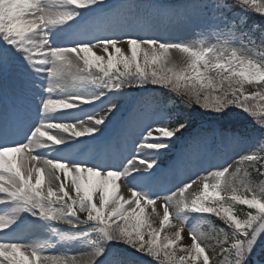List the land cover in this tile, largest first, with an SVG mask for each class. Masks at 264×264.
I'll list each match as a JSON object with an SVG mask.
<instances>
[{
  "label": "snow or ice",
  "instance_id": "snow-or-ice-1",
  "mask_svg": "<svg viewBox=\"0 0 264 264\" xmlns=\"http://www.w3.org/2000/svg\"><path fill=\"white\" fill-rule=\"evenodd\" d=\"M183 19L207 38L189 43L158 34L161 21ZM87 85L97 90L69 91ZM149 85L159 95L125 124V134L140 139L124 164L103 138L119 111L111 97ZM196 116L232 122L209 147ZM185 133L176 162L162 169L160 157ZM42 148L56 155H40ZM144 149L152 155L140 156ZM185 161L207 169L154 195L161 175L180 179L172 169ZM250 170L264 176V0H0V205L14 207L0 214V264H138L140 257L264 264V186L257 190ZM157 199L164 201L160 228L170 208L178 222L171 239L151 227ZM193 213L216 217L214 246L191 228L190 243L179 244ZM25 228L49 230L50 238L28 245L7 239ZM56 245L84 250L49 254Z\"/></svg>",
  "mask_w": 264,
  "mask_h": 264
},
{
  "label": "rangeland",
  "instance_id": "rangeland-1",
  "mask_svg": "<svg viewBox=\"0 0 264 264\" xmlns=\"http://www.w3.org/2000/svg\"><path fill=\"white\" fill-rule=\"evenodd\" d=\"M108 2L119 3V2H122V0H110ZM136 2L137 3L150 2V0H136ZM169 2L174 3V4H184V3H195L197 2V0H178V1L169 0ZM199 31L200 30L195 26V23L191 19H183V20L161 21L158 34L161 35L163 38L169 39V40L187 41L189 43H195L200 39L207 38L206 35L205 36L199 35L198 34ZM98 54L100 53L98 52ZM172 55L173 57L174 55L177 57V58L174 57V60L176 61V63H180L182 61L181 55L179 53L173 51ZM93 70L97 72L99 75H103L98 70L96 69H93ZM121 70H123L122 66H121ZM91 87H94V86L91 85ZM147 87H148V90L144 91L141 103L139 104L137 109L135 107V102L139 99L138 96L141 91L137 90L138 92H136L135 94H123V95L111 97L112 101L115 102L119 106V108L123 107L124 105L127 106L126 109L123 110L122 108L119 112L117 111L118 113L117 112L115 113L117 114L116 119L122 120L123 118H127V116L129 115L130 117L128 118V120L130 121L138 112H141L148 107L150 102L147 100V94L149 95V93H152V92L157 93V92L153 90L151 85ZM143 98H144V101H143ZM142 101H143V105H141ZM134 108L136 109L135 112H131V110H133ZM74 110L76 109H73L71 111H74ZM97 111L105 112L106 109L97 107ZM200 130L201 128H199L197 131H200ZM220 132L221 131L218 129L208 131V132H205V131L202 132L205 136L207 145L209 147L219 144V140H220L219 133ZM132 136L134 137L135 140L140 139L139 132H137L136 134H133ZM183 139L184 138L181 137L179 140H176L175 144L168 151L170 153H167L166 156L164 157H160L162 161L160 166H164V168L162 169H168L169 165H172L176 162L177 157H178L176 148L182 146ZM135 155H137L136 152L131 151L130 156L128 155L126 156L124 160L125 162L124 164H126L127 159H130L132 156H135ZM145 155L150 157L152 153L146 149ZM218 155H221V154H218ZM229 155H231V153H229ZM223 158L226 159L227 157H223ZM186 163L182 166L174 167L172 169L173 174L178 175L180 177L179 180L173 179L170 176L161 175L158 181V186L153 189V194L162 197L168 192L176 191V189L179 186H181L183 183H186L188 179L195 178L197 175H200L207 169V165H204L203 167H199V166H191L188 162ZM121 166H123V164ZM119 184H120L121 192H122L124 190V181L120 180ZM254 184L256 185L257 190H259L261 186H264V178H262V180L258 182L254 181ZM196 191H197V186L194 184V186H192L191 189L187 190V192L185 193V196L191 197L192 194ZM221 194L224 195V193H221ZM122 195H124L125 198H129L131 196V193L126 191ZM163 206H164V201L162 199H157L155 207L159 215L157 216L153 214L149 217V219H150L151 227L153 229H160L161 237L168 235L169 238L171 239L173 238L172 233L175 230L174 226L177 225L178 222L173 218V210L170 208L169 209V213H170L169 223L165 225L163 229L160 228V220H162L163 218ZM151 213H152V207L149 206L148 208L145 209V216L148 217L149 214ZM212 218H214L212 217V215H207V214H195V213L190 214L188 216V219L185 221L186 226L183 228L181 232L182 239L179 241V244L188 245L190 243L189 229L191 228V229H194L198 234L202 235L203 241L207 246L209 247L214 246L216 244V233L213 230L214 228L211 226ZM49 238H50V234L47 237H45V240H48ZM20 239L21 237L16 239V241H19V243H22ZM57 247H61L62 249H65L68 255L79 254L81 251L84 250L82 246L72 247V246L56 245L55 247L49 249L48 252L53 249H56ZM177 254L180 255V254H185V253L178 252ZM209 255L210 256L212 255L211 252H209ZM151 259H152L151 257H141L140 261H138V264H152ZM153 264H155V262H153Z\"/></svg>",
  "mask_w": 264,
  "mask_h": 264
},
{
  "label": "bare ground",
  "instance_id": "bare-ground-1",
  "mask_svg": "<svg viewBox=\"0 0 264 264\" xmlns=\"http://www.w3.org/2000/svg\"><path fill=\"white\" fill-rule=\"evenodd\" d=\"M108 1H110V0H108ZM174 57H176V56L174 55ZM92 72L96 76H102V75H99L97 72H95L93 69H92ZM96 90L97 89L95 87H91V85H87V86H85V88H70L69 89L70 92H83L86 95L91 94L92 92H94ZM138 91H137V89L136 90L135 89H126L125 90V94H135ZM105 102H107V99L105 100ZM96 103H97V107H99L100 102H96ZM125 106L126 105H124L123 107H120L119 108V111L122 108H123V110L126 109L127 106L126 107ZM84 107L91 108L92 106L91 105H85ZM76 111H78V110H74L73 112H76ZM104 113H105L104 111H97V115H103ZM52 115L54 117L59 118L61 114L59 112H57V113H53ZM116 116H117V114H115L111 118V123L109 124V126L107 128H104V130H103V132H104L103 138H104V140L106 142H108L110 144H115L127 156V153L129 152V149H128L129 146L127 145V142H126V139H125V134H124L125 133V124H126V122H124L121 125V130H123V129L124 130L121 132V137H120L119 136V133L116 134V129L114 128V126L118 122V119H116ZM65 119H66V122H75V118L74 117H67ZM85 122L86 123H91L89 121H85ZM54 131H59V130H54ZM61 134L62 135H69L67 133H61ZM81 139H86V138H81ZM144 152H145V150H142L139 153V155L140 156H146ZM38 153L40 155L46 156L47 158H53L56 155L54 152H51L49 149H43V148L42 149H39L38 150ZM119 157H120V160H121L124 157V155L121 154ZM135 163L139 164V160H136ZM141 167H143V165ZM60 175H61V179L63 180V173H60ZM121 181H124L123 178H121ZM58 183L59 182H57V184ZM124 183H125V181H124ZM44 187H45V190H46V187H47L46 183H45ZM125 192H126V189H124L121 193L124 194ZM13 210H14V207H9V208L5 209L3 205H0V214H3L4 211L11 212ZM84 215L85 214H81L82 218L84 217ZM49 234H50V231L49 230L34 231L32 229L25 228L24 230L18 231L15 234H9L7 236V239L9 241H11V242H19V241H16V239H18L19 237H21L20 240L25 245H28V244H37V243L44 242L45 237H47ZM3 238H4L3 237V234H1L0 235V239H3ZM49 254H67V253H66V250L65 249H62L61 247H57L56 249H53V250L49 251Z\"/></svg>",
  "mask_w": 264,
  "mask_h": 264
},
{
  "label": "trees",
  "instance_id": "trees-1",
  "mask_svg": "<svg viewBox=\"0 0 264 264\" xmlns=\"http://www.w3.org/2000/svg\"><path fill=\"white\" fill-rule=\"evenodd\" d=\"M197 120L201 123H203L205 121V119L207 118H201L199 116H196ZM215 122L217 123V125H219L220 127H225L224 129H226V127H230L231 126V122H232V117H224L222 119H219V120H215ZM251 180L253 181H259L261 180L259 176H257V174L255 175L254 172L252 171L251 172V176H250ZM211 226L213 228L215 227H219V223L216 219V217H214L213 221H212V224ZM211 227V228H212Z\"/></svg>",
  "mask_w": 264,
  "mask_h": 264
}]
</instances>
